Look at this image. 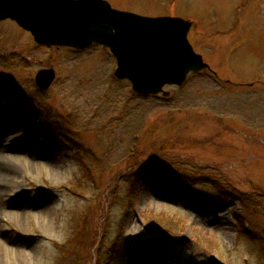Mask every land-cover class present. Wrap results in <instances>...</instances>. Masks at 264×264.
<instances>
[{
    "label": "rangeland",
    "instance_id": "374dc122",
    "mask_svg": "<svg viewBox=\"0 0 264 264\" xmlns=\"http://www.w3.org/2000/svg\"><path fill=\"white\" fill-rule=\"evenodd\" d=\"M105 1L192 22L210 71L138 96L107 49L0 22V127L26 115L0 163V264H264V0Z\"/></svg>",
    "mask_w": 264,
    "mask_h": 264
},
{
    "label": "water",
    "instance_id": "95a60500",
    "mask_svg": "<svg viewBox=\"0 0 264 264\" xmlns=\"http://www.w3.org/2000/svg\"><path fill=\"white\" fill-rule=\"evenodd\" d=\"M10 20L38 45L84 50L107 48L116 60L114 76L130 82L140 96L169 94L189 73L209 69L188 41L192 22L179 17H145L111 7L105 0H0V22ZM52 69L40 70L35 84L47 90ZM178 244L184 237L172 238ZM213 264H221L211 257Z\"/></svg>",
    "mask_w": 264,
    "mask_h": 264
},
{
    "label": "bare ground",
    "instance_id": "6f19581e",
    "mask_svg": "<svg viewBox=\"0 0 264 264\" xmlns=\"http://www.w3.org/2000/svg\"><path fill=\"white\" fill-rule=\"evenodd\" d=\"M25 117H26L25 114H21V113H17V112L6 114V118L4 120L5 123H3L0 127L1 128L0 129V146H2V148H4V150L3 149L0 150V163L2 161H4V159H5V151L6 150H13V148L16 149V147H14V144L12 143V140H13V139H11L12 136H10V135H11L12 129L16 128L17 125L20 124L25 119ZM12 124H13V126H12ZM4 134L7 135L6 136L7 139H5L6 137H4ZM7 141H9L10 144L6 143ZM18 147L19 146H17V148ZM36 148H37V146L36 147L34 146V147L30 148V151L35 152ZM1 182H2V175L0 174V184H1ZM132 261H133L132 258H126L125 260H122V259H120V257H118L114 263L115 264H130V262H132Z\"/></svg>",
    "mask_w": 264,
    "mask_h": 264
},
{
    "label": "trees",
    "instance_id": "16d2710c",
    "mask_svg": "<svg viewBox=\"0 0 264 264\" xmlns=\"http://www.w3.org/2000/svg\"><path fill=\"white\" fill-rule=\"evenodd\" d=\"M133 183V182H132Z\"/></svg>",
    "mask_w": 264,
    "mask_h": 264
}]
</instances>
